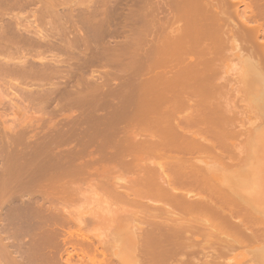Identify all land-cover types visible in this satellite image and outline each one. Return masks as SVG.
I'll return each instance as SVG.
<instances>
[{
  "label": "bare ground",
  "instance_id": "bare-ground-1",
  "mask_svg": "<svg viewBox=\"0 0 264 264\" xmlns=\"http://www.w3.org/2000/svg\"><path fill=\"white\" fill-rule=\"evenodd\" d=\"M134 1L137 8L126 18L136 26L121 48L125 52L107 56L118 68L117 78L137 82L123 88L115 81L121 87L117 88L113 81H90L84 71L75 80L68 75L55 83V66L63 62L46 53L70 48L68 28L28 26L14 8L32 6L35 0H0V8L10 7L0 9V81L7 79L17 91L0 96V219H5L0 231H10L7 236L17 232L13 251L18 257L9 258L12 264L62 263L64 252V264L111 263V254L102 251L104 240L99 238L96 245L93 232L90 238L83 231V216L75 217L68 209L80 201L85 186L102 190L125 212L130 209L123 216L126 231H140L132 242L136 246L142 241L143 248L136 250L157 257L156 264H174L179 256L178 264H214L216 258L205 248L215 244L216 255L224 254L231 248V236L238 245L264 244V160H256L264 154V73L259 61L251 60L249 73L243 75L250 90L243 92L229 76L221 75L228 56L246 48H256L264 57V0ZM52 5L41 7L42 17ZM164 7L173 13L165 28L176 26L160 35ZM146 17L153 35L143 52ZM92 30L85 19L81 32ZM97 48V54H106ZM182 49L190 51L187 60L173 64L165 58L170 52L181 56ZM142 61L147 62L144 70L136 66ZM137 69V77H132ZM43 84L48 88L38 87ZM235 90L237 99L219 100ZM55 102L53 113L72 105L101 110L91 125L97 132L87 134L86 128L78 127L80 121L70 119L61 124L50 119L40 136V121H23L18 128L6 123L8 107L45 112ZM49 112L46 118L52 116ZM101 161L102 170L101 164L95 166ZM118 173L127 177L117 179ZM93 175L98 178L84 186L85 178L90 176V181ZM59 232L72 251L68 247L60 253L64 244ZM197 250L203 251L204 261L186 259ZM9 259H0V264H9Z\"/></svg>",
  "mask_w": 264,
  "mask_h": 264
},
{
  "label": "rangeland",
  "instance_id": "rangeland-1",
  "mask_svg": "<svg viewBox=\"0 0 264 264\" xmlns=\"http://www.w3.org/2000/svg\"><path fill=\"white\" fill-rule=\"evenodd\" d=\"M47 1H49V2H47ZM116 1H117V3H116ZM35 2H36V4L34 3L35 5L33 4L32 6L24 7V8H23V6H21V8H20L19 7L20 5H18L17 8H14L15 9L14 14H16V16H18V17H21L22 21L24 20L23 23L28 25V26L39 25V26L49 27V25H52L58 29H61V28L63 29L64 27H66V29L68 28L69 32L71 33L69 36L71 37L70 42H72V44L68 50L60 51V52L54 51L53 53H51V52L46 53V52L41 51V52H43L44 55L46 53L47 58H50L52 60H56L58 62H63L61 64H56V66H55L57 69V73H58V75L55 79V83H57L56 81L58 79L63 80L65 78L69 77L68 75L72 76L73 79L75 80L76 75L77 74L79 75L80 74L79 72L84 71L86 74V78H88L92 82H94L95 80H101L102 81V79L106 80V81H113L112 83L117 81L115 83H119V84L121 83V86L123 88H127V87H130L132 84H136V82H137L136 78L132 81H129V80L124 81L123 78L122 79L117 78L116 76H117L118 68L109 61V57L107 56V54H109L111 52H115V51L118 53L125 52V49L121 50V48L124 47L126 45V43L131 39L132 31H133L132 29H134V26H136V24L134 25V23H132L129 19L126 18L127 13L129 12L130 9L134 10L137 8L136 4L134 3L135 2L134 0H35ZM43 2H46V3H43ZM45 4H48V5L53 4L54 6L52 5L53 7L51 8V11L49 13L45 14L44 17H42L40 10H42L41 7L44 6ZM2 8L7 9L10 7L7 6L5 8V6H2L0 9L2 10ZM18 8L20 9V11H18L19 10ZM244 8H245V6L242 5L241 6V13L244 11ZM16 9H18V10H16ZM8 15L11 16V14H8ZM8 15H6V16H8ZM172 16H173V13L164 7L163 11L161 13V19H160L161 25H163L164 29H161L158 32L160 35L170 34L173 31V27H175L176 24H173V25L168 24V27L165 28L166 23H168L170 21ZM85 19L87 20L89 25H91L93 28V30L91 32H85V31L81 32V30L83 29V22L85 21ZM147 20H149V18L146 17L147 30L144 33L146 41L142 44V51L143 52H147L148 48L152 44L150 39L152 38L153 33H152L151 28H150V23ZM259 21L263 22V20H260V19H259ZM234 23H236L237 25H240L241 22L238 18H234ZM231 26L233 27L234 25L228 24V27H231ZM183 28H184V24H183ZM245 30H244V32H245ZM245 33L248 35L247 30ZM56 38L60 39L58 36H56ZM97 47L103 48L104 51L106 52V54H101V55L97 54L96 53V50L98 49ZM35 53L36 52H34V54ZM189 53H190V51L182 49L181 56H178V55L175 56L174 52H170V53H167L165 58L166 59L171 58L173 64H177L178 62H180V60L182 58L188 57ZM32 54H33V52H32ZM36 55H39V54L36 53ZM40 56H38V57H40ZM144 57H146V56H144ZM228 57H229L228 58L229 60H226V63L223 65V67L221 69V75L229 76L231 78L230 81H231L232 85L234 84L235 87L237 85L238 90H241V91L242 90H248V89L250 90V87L248 86V84H246L243 81L244 80L243 75H245V72L249 73V70L251 69V65H252L251 60L256 61V62L259 61L258 68L264 73V57L257 55V49L256 48L252 49V47H249V48L242 50L239 55H233V56L230 55ZM248 57L250 59H248ZM187 59L188 58H186L185 60H187ZM248 61H250V62H248ZM250 63H251V65H250ZM136 66L140 70H144L147 66V62L142 61V62H140V67H139V63H137ZM137 72H138V69L135 71V73L132 74V77H137V74H138ZM0 80H1V78H0ZM3 82H6V83L4 84ZM115 83L113 84V86H115L117 88H121L119 86H116ZM1 84H3V86H0V96H1V94L2 95H5V94L9 95L13 92L17 93V91L9 85L10 83H8L7 79L3 78L2 81H0V85ZM45 85L46 84L41 85L43 87H41L39 85L38 87H40L42 89L48 88V86L47 85L45 86ZM234 93H236V90L233 91V93H231V95H229V97H223V98L220 97L219 100H223V99L235 100L234 98H236V97H235ZM10 98L11 97H8L9 100H10ZM8 99H6L7 102L9 101ZM248 102H249L248 100L245 101V103H248ZM56 104H57L56 102L53 103L48 108V110L45 112L39 111L36 109L33 110L34 108L33 109L32 108H26V111L28 110V112H26L23 110V108H21L22 109V111H21V110H18V107H14V108L8 107L4 110V114L9 115L6 123H7V125H10L11 127L18 128L20 123H22L23 121H25V122L28 121L27 123L34 121L35 124L38 121H40L41 123L40 122L37 123L39 125V128H37V129L39 130L38 133L40 136L47 129V126L49 124L48 122L50 119H52L54 122H57V123L60 122V124H61V122H65L66 120L70 119V121H73V122L75 120H77V122L80 121V122H78L79 123L78 127L86 128L87 134L94 132V131L97 132L96 129L95 130L92 129L91 125L93 122L96 121V119H98L97 114L100 113L101 110L93 109V112H92L91 109L86 108V106L72 105V106L66 108V110H64L62 112H59V111H61V110H59L58 112L53 113L52 110H54V107L56 106ZM240 104H242V103H240ZM17 110H18V112H17ZM49 111L53 114L50 118H46L44 113H47ZM15 112H17L18 114L16 113L17 114V115H15L16 118H13ZM19 112L21 113L20 115H19ZM181 113H183V112H180L179 114H181ZM28 114H29V116H28ZM181 115H183V114H181ZM52 117H54V118H52ZM81 117H84V120L80 119ZM27 118H29V120ZM43 119H45V120H43ZM41 120H43V121H41ZM52 120H51V122H52ZM45 122H47V123H45ZM139 122H141V121H139ZM0 126H2V125L0 124ZM259 126L260 125H257L256 127L247 131L246 135L247 136L253 135ZM31 133H33V132H31ZM38 133H36L37 136H38ZM79 146L81 147V145H79ZM262 155L263 156L261 157V154H259L258 155L259 157H257L256 160L257 161L264 160L263 159L264 154H262ZM100 164H101V166H100ZM103 164H104V162H103ZM98 165L100 166L99 169L102 170V161H101V163L100 162L95 163L96 167ZM119 174L120 173H118L117 177H115L116 175L114 174V177L117 179H120L122 176V179H123V177L126 175V174L122 173L124 176L120 174V177H119ZM126 177H127V175L125 176V178ZM89 178H91V177L88 176L85 178V181H83L84 186L87 185L88 183H93V181L96 180V178H98V176L95 175V177H94V175H93L92 180L90 179V181H89ZM82 193H83V194H81L82 198H81V196L79 198L80 201L77 200L78 202L77 201L73 202L74 205L72 204V206L70 208L68 207V209L73 210V211H71V210L70 211L74 214L75 217H80L81 215L84 217V218L80 217V218H82L83 221H85L84 222L85 228L83 226V231H85V232L88 231L87 232L88 234L89 233L91 234L93 232V235H95L94 239H97V240L92 239L94 242L95 241L98 242L101 239L99 242L104 240L103 241L104 243L103 242H101V243H103L106 246V244H107L106 242L110 238L109 239L110 241L108 240V242L110 243L112 241L111 242L112 244L110 243L111 245L109 244V246L107 244V246L109 248L106 249V247L103 244H101V246H104V247H102L103 249L101 248V246L99 247V251H101V249H102V251L105 250L107 252V250H108L109 253L108 252L106 253V254H108V256L110 254L111 255L114 254V258H112L113 255H112V257H111V255L108 257V259L109 258L111 259V260L109 259V261H111L110 264H156L157 257H155V260H154V257L144 256L145 255L144 250H142L143 252L137 251V250H141L143 248V247L141 249L139 248V246H141V244H142L141 243L142 241H140L138 243V245H136V246L132 242V239L133 238L135 239V237H137L139 235L138 233L140 231L139 232L138 231L137 232L136 231H134V232L126 231L127 229L125 227L126 224L123 221V216L125 217L126 213H127V215H129L130 209L128 210V212H125V211H127L126 209L122 210V208H120L117 205V203L112 202L114 200L110 201L111 198L107 197L106 194H104V192L100 189L99 190L98 189L91 190L90 188L85 186ZM113 203H115V204H113ZM0 205H1L0 209H2L3 205L2 204H0ZM74 206H76L77 208ZM2 220L3 219H0V223H2L1 226L3 227V225H4L3 222H5V219L3 221ZM73 227H75V226L72 225L70 228L72 229V231H75L76 228H73ZM73 229H75V230H73ZM65 230L67 231V229H65ZM65 230H62L64 232L63 235H65L64 237H67L65 234V232H66ZM9 232L10 231H0V235H1L0 236V238H1L0 239V250L2 253L5 252L3 254L0 252V259L3 261H5V259H7V258L9 259L12 257L11 259H13V258L18 257L17 252H15L16 251L15 247H17V244H18L17 236H15V238H13V235L16 234L17 232L13 233L15 231H12L11 233H13V234L10 233L11 236H10V234H9V236H7ZM220 232L227 233V232H231V231H220ZM58 234L56 235L57 239H58ZM93 235L91 234L90 238L91 237L93 238ZM2 236H5V237L7 236L9 238H5ZM61 236H62V233H60V236H59L60 244L62 245V243H63L65 246L67 243L66 244L64 243ZM140 236H141V234H140ZM215 237H216V235L213 237L214 239L212 238L213 241L217 238V237L216 238ZM4 239L5 240L9 239L12 242H10L9 240L5 242ZM13 240H17V241H15L17 244H15V242ZM2 241H3V243H2ZM61 241H63V242L61 243ZM230 241L231 242H229V243L231 244V248L228 249L229 251L228 250L225 251L226 253L225 252H223L224 254L221 253L222 255L221 254L216 255L217 252H215V247L218 248V246H215V244L214 245L212 244L211 246H208L205 248V250L207 252L214 255V259L216 258V262L214 261L215 262L214 264H264V256H263L264 255L263 254L264 253V247H263L264 244L263 243L261 245H258V244L249 245L248 243L238 245V244L234 243V239L232 236L230 237ZM55 242L58 243L57 240ZM99 242L96 245H100ZM10 243H12V244L14 243V244L11 245ZM60 244L57 245V247L60 246ZM67 245L65 247L61 246L62 248L59 247V248H61V249H59V251L60 250L64 251V249H65V251H67L66 248H68V247H69L68 252L72 251L71 245L69 244L70 246H68V247H67ZM13 246H15V247H13ZM136 247H138V248H136ZM232 247H233V249H232ZM260 248H262V249H260ZM13 250H15V251H13ZM61 251H60V253H61ZM63 251H62V254H63ZM110 252H112V253H110ZM141 252L144 255H142ZM12 253H13V255H11ZM192 253L191 252L187 253L185 255V257H187L186 259H189V260L195 259V260L200 261V262L204 261L205 258L202 254L203 251L197 250V251H194ZM200 254H201V256H199ZM5 255L7 256V258L4 257ZM63 255H65V257L61 260H62V263L64 264L65 263L64 260L66 259L67 254L64 252ZM117 255H119V256H117ZM187 255L189 256V258ZM257 255H259L261 258H259V256L257 257ZM2 257L4 259H2ZM101 257H99V260L102 259ZM255 257L257 258V260ZM181 258H182V256H179L177 258V260L174 262V264L180 263ZM59 259H60V257H59ZM113 259H115V260H113ZM7 260L5 261L6 263H7ZM3 261H1L2 262L1 264L4 263ZM113 261H114V263H112ZM188 262H186V263H188ZM8 263L12 264L10 262V259H9ZM58 263H61V262L59 261ZM21 264H25V263L21 262Z\"/></svg>",
  "mask_w": 264,
  "mask_h": 264
}]
</instances>
